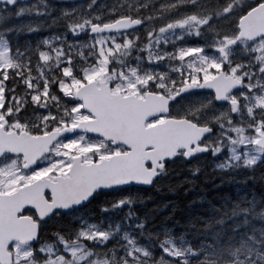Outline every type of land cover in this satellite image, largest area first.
<instances>
[{
	"label": "snow or ice",
	"instance_id": "snow-or-ice-1",
	"mask_svg": "<svg viewBox=\"0 0 264 264\" xmlns=\"http://www.w3.org/2000/svg\"><path fill=\"white\" fill-rule=\"evenodd\" d=\"M0 264H264V0H0Z\"/></svg>",
	"mask_w": 264,
	"mask_h": 264
},
{
	"label": "trees",
	"instance_id": "trees-1",
	"mask_svg": "<svg viewBox=\"0 0 264 264\" xmlns=\"http://www.w3.org/2000/svg\"><path fill=\"white\" fill-rule=\"evenodd\" d=\"M210 165V166H209ZM213 165L208 162V165L205 166V173L212 174ZM187 172V171H186ZM189 174L187 173L186 176ZM220 179L216 178L214 183L211 180L206 179V175L202 173L200 176L196 178V187L191 191H188L190 185H184L180 187L176 191H169L167 187L164 188L161 192H156L153 189H145L144 194L146 196L152 197V202H150L147 206L148 208H152L156 205H163L166 202L175 203L180 211L177 212V219L183 221L184 216L189 211L187 205L191 202L196 201V207L199 208V200L201 197H205L207 199H211L216 196L217 190L214 185H219ZM236 189V185H224L220 191L221 192H232L234 193ZM163 215H168L167 212L163 213ZM161 217H158V219ZM181 231L180 228H177V233Z\"/></svg>",
	"mask_w": 264,
	"mask_h": 264
},
{
	"label": "rangeland",
	"instance_id": "rangeland-1",
	"mask_svg": "<svg viewBox=\"0 0 264 264\" xmlns=\"http://www.w3.org/2000/svg\"><path fill=\"white\" fill-rule=\"evenodd\" d=\"M209 161H206V164L208 163ZM210 166V165H209ZM178 173H180V175L179 176H169L166 180H163V181H161V183L162 184H168V183H171L172 185H176V184H178L181 180H183L185 177H186V175H185V173H183V172H178ZM187 174V173H186Z\"/></svg>",
	"mask_w": 264,
	"mask_h": 264
}]
</instances>
